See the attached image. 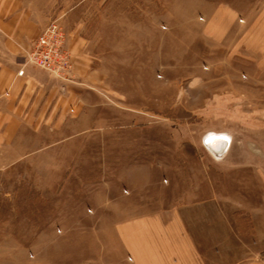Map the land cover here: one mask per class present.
Listing matches in <instances>:
<instances>
[{
	"label": "rangeland",
	"instance_id": "374dc122",
	"mask_svg": "<svg viewBox=\"0 0 264 264\" xmlns=\"http://www.w3.org/2000/svg\"><path fill=\"white\" fill-rule=\"evenodd\" d=\"M106 2L103 105L0 165V264H135L128 222L177 211L203 264H264V0Z\"/></svg>",
	"mask_w": 264,
	"mask_h": 264
},
{
	"label": "crops",
	"instance_id": "0c3cea01",
	"mask_svg": "<svg viewBox=\"0 0 264 264\" xmlns=\"http://www.w3.org/2000/svg\"><path fill=\"white\" fill-rule=\"evenodd\" d=\"M104 1L0 0V165L25 158L24 132L37 135L44 128L63 127L68 120L84 119L103 105L102 77L87 65L91 60L88 49L93 46L89 17L103 13L109 3L104 5ZM93 4L99 7L94 13ZM60 16L74 58L73 73L67 80L25 63V55L41 31ZM21 69L23 75L18 74ZM223 143L225 153L231 138ZM178 213L166 228L154 216L128 222L132 228L127 242L135 264H203L195 239Z\"/></svg>",
	"mask_w": 264,
	"mask_h": 264
},
{
	"label": "built area",
	"instance_id": "2783aa9c",
	"mask_svg": "<svg viewBox=\"0 0 264 264\" xmlns=\"http://www.w3.org/2000/svg\"><path fill=\"white\" fill-rule=\"evenodd\" d=\"M66 35L58 18L53 19L39 34L25 55V63L44 69L62 80L69 79L73 64L65 47ZM24 74V69L18 71Z\"/></svg>",
	"mask_w": 264,
	"mask_h": 264
},
{
	"label": "bare ground",
	"instance_id": "6f19581e",
	"mask_svg": "<svg viewBox=\"0 0 264 264\" xmlns=\"http://www.w3.org/2000/svg\"><path fill=\"white\" fill-rule=\"evenodd\" d=\"M230 141V138L228 136H224V134H218V133H210L207 137L206 143L207 145L213 149L215 152L217 149H221L223 151L224 144L223 139Z\"/></svg>",
	"mask_w": 264,
	"mask_h": 264
},
{
	"label": "water",
	"instance_id": "95a60500",
	"mask_svg": "<svg viewBox=\"0 0 264 264\" xmlns=\"http://www.w3.org/2000/svg\"><path fill=\"white\" fill-rule=\"evenodd\" d=\"M210 147H211V146H210ZM216 153H219V154L222 153L221 149H220V148L217 149V150H216Z\"/></svg>",
	"mask_w": 264,
	"mask_h": 264
}]
</instances>
